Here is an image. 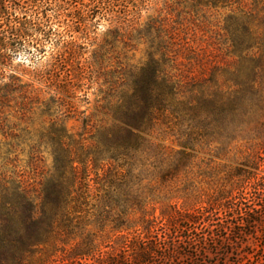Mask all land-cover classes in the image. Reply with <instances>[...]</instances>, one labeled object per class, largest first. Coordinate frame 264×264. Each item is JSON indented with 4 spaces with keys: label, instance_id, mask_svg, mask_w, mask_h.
I'll return each mask as SVG.
<instances>
[{
    "label": "trees",
    "instance_id": "1",
    "mask_svg": "<svg viewBox=\"0 0 264 264\" xmlns=\"http://www.w3.org/2000/svg\"><path fill=\"white\" fill-rule=\"evenodd\" d=\"M235 3L241 9L225 30L237 59L223 69L221 83L218 68L195 79L151 55L120 81L116 101L106 105L109 124L93 131L83 119L75 134L51 124L44 137L53 164L44 180L0 177V264H179L193 246L209 251L194 233L210 226L260 227L264 238V176L258 174L264 165V6L258 32L261 0L247 9L244 0ZM46 4L0 0V63L30 48L42 53L37 36L48 21ZM83 74L68 71L50 86L73 98L70 88ZM11 88L4 90L23 87ZM54 101L44 103L43 112ZM239 141L252 143V151L229 172L236 180L206 199L187 193L197 153L220 159ZM260 251L264 244L249 246L236 264H264V255L249 258Z\"/></svg>",
    "mask_w": 264,
    "mask_h": 264
},
{
    "label": "rangeland",
    "instance_id": "2",
    "mask_svg": "<svg viewBox=\"0 0 264 264\" xmlns=\"http://www.w3.org/2000/svg\"><path fill=\"white\" fill-rule=\"evenodd\" d=\"M44 1L48 2L44 7L48 21L44 22V33L37 36L42 53L34 55L35 49L30 48L33 52L22 51L0 63V177L22 175L25 180H44L53 164L51 146L44 137L51 124H62L74 134L82 131L83 119L88 128L94 127L93 131L109 124L111 116L106 105L116 101L120 81L145 66L151 55L165 60L167 67L175 63L180 70H188L189 77L195 79L218 68L220 83L223 69L231 68L237 59L225 30L228 17L241 9L235 0ZM244 3L247 9L251 0ZM263 6L261 0L255 9L254 29L258 32L263 31ZM80 70L83 78L69 91L74 93L73 98L50 86L49 81H63L68 71L77 75ZM5 86L23 88L9 92ZM24 92L26 99L22 98ZM52 98L59 99V103L54 101L50 112H43V104ZM9 143L14 147L11 151ZM251 144L234 143L220 159L212 158L207 151L197 153L187 193L206 199L219 185L220 190L228 188L236 180L229 177V172L251 153ZM258 174L264 176V165ZM215 227L194 233L201 239V246H209V251L200 253V246H193L192 256L179 264H236L244 257V249L252 246L257 250L264 244L260 227L234 232ZM248 231L256 234L245 235ZM263 255L260 251L249 258L255 261Z\"/></svg>",
    "mask_w": 264,
    "mask_h": 264
}]
</instances>
